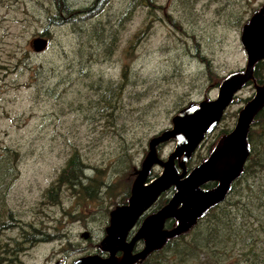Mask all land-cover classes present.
<instances>
[{
    "label": "rangeland",
    "instance_id": "1",
    "mask_svg": "<svg viewBox=\"0 0 264 264\" xmlns=\"http://www.w3.org/2000/svg\"><path fill=\"white\" fill-rule=\"evenodd\" d=\"M65 2L77 10L95 0ZM153 3L150 10L141 0L100 1L96 15L75 13L69 23L55 25L49 22L54 0H0V223L7 222L0 230V264H72L103 254L109 214L127 204L149 141L171 129L172 119L189 104L215 100L221 83L246 67L242 28L264 0ZM38 37L48 44L35 53L32 41ZM101 38L116 41L115 48L100 46ZM254 85L236 94L188 160V171L209 156L220 131L233 130ZM175 144H160L157 156L166 160ZM74 151L87 165L84 175L103 187L93 200L63 189L60 204H50L45 192ZM161 171L154 166L151 174ZM174 192L162 193L164 205ZM159 209L154 204L141 220ZM243 218L239 214L238 225L257 226L254 241L262 248L260 224ZM32 228L37 236L29 243ZM242 248L237 244L215 259L236 264Z\"/></svg>",
    "mask_w": 264,
    "mask_h": 264
},
{
    "label": "water",
    "instance_id": "2",
    "mask_svg": "<svg viewBox=\"0 0 264 264\" xmlns=\"http://www.w3.org/2000/svg\"><path fill=\"white\" fill-rule=\"evenodd\" d=\"M240 43L247 55L243 72L227 77L219 86L215 100L191 103L181 109L172 119V128L149 141L148 153L136 172L127 204L109 214V225L101 241V250L106 256H84L72 264L141 263L160 250L167 240L187 233L209 210L226 200L250 155L247 137L252 121L264 108V85H255V94L238 113L233 130L219 140L209 156L190 171L185 164L205 136L218 126L236 94L252 81L254 65L264 60V5L243 26ZM46 46L47 40L42 37L32 41L35 53L42 52ZM171 139L176 141L175 148L162 160L157 156V147ZM154 166L162 171L149 180ZM210 183L214 186L205 188ZM170 188L175 191L172 198L156 213L144 218L134 236L126 241L139 218ZM167 220H173L175 226L167 229ZM138 241H142L143 247L134 252Z\"/></svg>",
    "mask_w": 264,
    "mask_h": 264
},
{
    "label": "trees",
    "instance_id": "3",
    "mask_svg": "<svg viewBox=\"0 0 264 264\" xmlns=\"http://www.w3.org/2000/svg\"><path fill=\"white\" fill-rule=\"evenodd\" d=\"M54 1L56 2L55 6L57 9L55 8L56 13L49 17V22L55 25H62L66 24V22L69 23V17L75 13L83 16L96 15L101 8L98 6V2L107 0H95L94 5L77 10L69 7L65 0ZM141 1H143V6L150 10L156 8L153 0ZM174 25L179 31L181 30L178 25ZM101 30L104 31L103 29ZM97 34L98 37L102 35V33L98 32ZM105 37L103 34L102 38ZM102 38V41H99L100 46L105 45L108 51L115 48L116 41H112V44H110ZM252 82L257 85L264 84V60L254 65L252 81H249L248 84H252ZM107 102H110V99ZM227 133V130L220 131L218 141ZM247 141L250 145V155L241 175L232 184L226 200L209 210L207 215L198 220L195 226L187 233L167 240L160 250L151 253L144 261L137 264H170L172 256L177 259L176 264H189L190 262L194 264H221V262L215 259L216 254L219 258L220 254H223L227 249L232 250L237 244H241L243 248L241 251L242 260L237 261L236 264H264V246L258 248L253 236L259 233V231L256 233L257 226L252 228V224L244 223L240 226L238 225L239 214L241 217L243 215L245 221L254 218L260 224L259 230L262 231L264 238V108L252 121ZM213 145L214 143L209 148V154L214 149ZM206 158H202L200 161ZM187 162L185 167L188 170L191 169L189 167L191 165ZM86 169L87 165L83 163L80 155L74 151L65 166L61 169L58 178L46 190L45 199L50 204H60L61 190L63 189L77 192V195L81 191L82 198H86L85 196H87L89 200L95 199L97 191L103 187L102 182L98 178H88L84 175ZM95 171L99 170L96 169ZM155 177L150 172L149 180ZM213 186L214 183H210L205 188ZM128 193L129 189L125 190V196ZM163 196L164 194L155 203L157 208L163 207L165 203ZM1 215L2 212L0 213V219L3 220V215ZM7 217L13 223L17 222L11 211H7ZM6 223H0V230L4 229L3 226ZM174 225L175 222L171 221L166 224V227L170 228ZM36 231V229L32 228V233L29 234L31 239H26V242H35ZM210 234L214 236L210 238ZM46 237L48 239L54 238L52 235L47 236V234ZM203 257H205L204 260H202Z\"/></svg>",
    "mask_w": 264,
    "mask_h": 264
},
{
    "label": "flooded vegetation",
    "instance_id": "4",
    "mask_svg": "<svg viewBox=\"0 0 264 264\" xmlns=\"http://www.w3.org/2000/svg\"><path fill=\"white\" fill-rule=\"evenodd\" d=\"M211 188H212V187H211ZM142 217H143V216H141V217L139 218V220L136 222V225L134 226V228H133L132 230L129 231V233H128V235H127V238H126V241H129V240L134 236V234L136 233L137 229L139 228L141 222L144 220V219L141 220ZM140 220H141V221H140ZM174 226H175V225H174ZM174 226H172V227H174ZM172 227H170V228H172ZM166 228H167V227H166ZM170 228H167V229H170ZM142 247H143V243H142V241H138V242H136L135 245H134V252L141 250ZM100 248H101V247H100ZM101 252H102L103 254H101V253H97V254H92V255H98V256H100V257H105V256H106V253L103 252L102 250H101ZM87 256H89V255H87Z\"/></svg>",
    "mask_w": 264,
    "mask_h": 264
},
{
    "label": "bare ground",
    "instance_id": "5",
    "mask_svg": "<svg viewBox=\"0 0 264 264\" xmlns=\"http://www.w3.org/2000/svg\"><path fill=\"white\" fill-rule=\"evenodd\" d=\"M255 85H257V84H255ZM255 85H254V86H255ZM263 85H264V84H263ZM248 101H249V100H248ZM248 101H247V102H248ZM247 102H246V103H247ZM223 115H224V114H223ZM221 119H222V118H221ZM220 122H221V121H220ZM218 125H219V124H218ZM208 134H209V133H208ZM206 136H207V135H206ZM206 136H205V137H206ZM204 140H205V138H204ZM204 140H203V141H204ZM159 146H160V145H159ZM159 146H158V147H159ZM158 147H157V148H158ZM214 148H215V147H214ZM212 151H213V150H212ZM105 235H106V233H105ZM102 240H103V239H102Z\"/></svg>",
    "mask_w": 264,
    "mask_h": 264
}]
</instances>
